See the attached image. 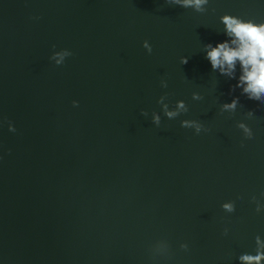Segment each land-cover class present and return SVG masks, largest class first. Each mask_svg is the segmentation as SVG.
Here are the masks:
<instances>
[{
    "label": "water",
    "instance_id": "1",
    "mask_svg": "<svg viewBox=\"0 0 264 264\" xmlns=\"http://www.w3.org/2000/svg\"><path fill=\"white\" fill-rule=\"evenodd\" d=\"M224 12L264 20V2L0 0V264H239L254 251L264 106L235 87L238 67L204 58ZM53 44L72 52L60 66Z\"/></svg>",
    "mask_w": 264,
    "mask_h": 264
},
{
    "label": "clouds",
    "instance_id": "2",
    "mask_svg": "<svg viewBox=\"0 0 264 264\" xmlns=\"http://www.w3.org/2000/svg\"><path fill=\"white\" fill-rule=\"evenodd\" d=\"M171 5L182 8H195L201 11L205 5L211 3V0H168ZM264 2V0H262ZM220 23L223 25L224 39L208 42L204 45V58L208 61L211 69L219 70L222 75L233 77L239 68V75L235 77V87L246 95L247 99L256 104L264 106V20H256L251 17L224 12L220 15ZM143 48L151 53L152 47L147 40L142 41ZM52 51L48 57L49 61L56 66H60L65 62L66 57L72 55L68 48L57 49L56 45H51ZM188 58L180 57V63L186 64ZM161 87H167V81L161 79ZM195 96V94H194ZM78 101L73 100V106H78ZM239 103V97H232L226 101L222 108L225 110H234ZM179 108H184L183 102H178ZM163 115L168 119H174L180 115L179 112L167 110L164 106ZM141 114L148 117V112L141 110ZM152 124L159 126L161 123V114L152 111L150 115ZM4 121L0 120V126ZM181 127H195L196 133L201 132L202 124L196 120L184 119L180 122ZM236 127L242 130L244 140L251 141L255 138L253 130L244 122H240ZM7 129L9 132H16V127L12 121H7ZM241 147H244L241 144ZM241 200L243 197L240 198ZM250 201L255 204V212H264V193L261 198L256 195L250 197ZM220 207L228 215H235L237 206L235 201H224ZM227 237L229 232L224 231ZM255 248L252 252H242L236 259L239 264H264V238L257 234L254 237ZM180 248L187 251L189 245L186 242L180 243Z\"/></svg>",
    "mask_w": 264,
    "mask_h": 264
}]
</instances>
